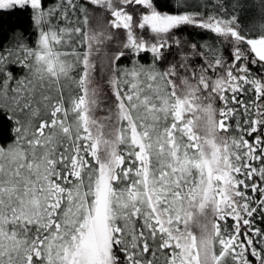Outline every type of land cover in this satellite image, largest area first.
<instances>
[{"label":"snow or ice","instance_id":"1","mask_svg":"<svg viewBox=\"0 0 264 264\" xmlns=\"http://www.w3.org/2000/svg\"><path fill=\"white\" fill-rule=\"evenodd\" d=\"M0 264H264V0H0Z\"/></svg>","mask_w":264,"mask_h":264}]
</instances>
